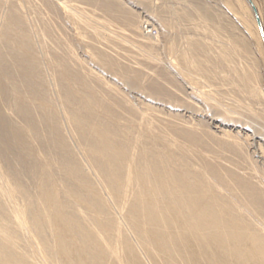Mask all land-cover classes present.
<instances>
[{"label": "bare ground", "instance_id": "1", "mask_svg": "<svg viewBox=\"0 0 264 264\" xmlns=\"http://www.w3.org/2000/svg\"><path fill=\"white\" fill-rule=\"evenodd\" d=\"M32 1L39 4L47 13L49 25L43 27L40 25L41 30L35 29L33 27L35 24L32 25L26 19L23 5L12 3L8 10L1 9L4 2L2 3L0 0V27H2L0 32V64L2 65L0 68V154L1 158L2 155H10V152L11 155L13 153L16 156L14 159L18 157L20 167L28 169L27 171L32 172L33 175L37 173L34 179L38 186V191L37 188L35 189L38 192L36 198L37 192L35 195L31 194L30 188L28 189L20 179L21 171H18L17 168L13 170L7 177L8 181L11 176L15 181L12 184L16 183L15 185H17V190H15L20 192L22 197L25 196L27 201L23 206H20V202H18L19 206H16L17 204L11 206L8 203V198L10 202L12 199L7 196L12 194L9 184L7 186L0 183V264H264V229L250 221L242 213V206L234 204L230 197L224 195L217 188L215 181L203 180L202 173L200 175L190 168L178 167L180 166L178 162V166L175 167L174 164L177 160L175 161V156L173 157V154L169 153L173 150L168 152L170 155H166L167 150L166 152L164 150L165 154L158 149L157 139L146 142L147 139L144 140V137H147L144 133L145 130L142 133L137 131L140 134L133 137L136 135L135 133L132 135L131 129L134 126L131 128V125L127 124L129 122L137 123L135 121H138V118L140 119L138 123L143 122L144 120L141 121L143 118L139 116L142 111L138 114V107L136 108L133 103H130L123 92L121 97H110L107 92L116 90L115 86L109 85L110 83L104 87L101 85L102 88L93 86L94 81L90 77L95 75L93 74L94 68H91L93 71L90 70L91 63L89 66L86 65L89 62L88 60L85 63L87 58L82 60L81 57L75 55L78 54V51L75 52L77 49L75 46V48L70 47L72 56H69L71 58L65 56L64 53L68 52L62 51L64 55L60 57V70L58 73L56 71L58 68L53 71L54 81L51 79L52 81L49 83L46 79L48 75L45 78L44 74L46 75V73H44L45 68L41 57L52 53L47 46V38L50 36H54V45L59 40L63 41L62 43L68 42L69 35L73 36L72 40L77 39L80 42L88 43L93 49V56L106 66H114L119 58L114 55L116 52L114 54L108 52L104 47L106 43H103V40L107 42L114 39L113 35L110 36L114 33L109 27L111 19H106L105 24H100L91 15H88L89 21L85 17L87 14L80 15L76 12L71 4L72 0H58L60 1L58 4L55 0ZM239 2L245 9L253 10V24L257 29L259 40L264 44L252 5L249 0H239ZM252 2L262 22L260 9L254 0ZM102 4L104 5V2ZM109 12L118 13L119 9L109 8ZM128 13V25L132 27L137 25L138 14L136 13V16L132 11ZM205 17L204 14L199 13L193 19L201 21ZM69 20L72 26L76 25L73 27L76 31L75 34L72 32L73 35L70 31ZM262 25L264 27L263 22ZM220 30H222L221 27L217 26V28H211L210 32L216 36ZM220 36L222 35L220 34ZM195 39L194 41L189 38L186 48L184 46V48L176 49L179 51L176 59L179 60L181 69H192L194 63L199 61L194 52L201 39ZM227 39L234 42V45L240 46V43L232 40L234 38L230 35L227 36ZM230 42L219 48L217 57L220 61L218 63L208 54L206 56L201 54L203 61L205 63L209 61V64L212 62L213 65L210 68L212 74L215 73L216 68L220 69V67L223 69L221 68L219 72H221L220 74L224 73L225 79L229 80V75L232 74L231 80L238 86L240 84L243 86L247 82L255 83L252 80L256 77V69L249 64L242 68L236 65V58L232 54ZM4 44L6 47L2 48ZM65 46L67 47L68 44ZM65 46L64 48H66ZM208 47L207 53L210 52ZM53 51L55 53L53 56L56 57L58 49ZM53 58L51 59L54 61ZM155 58L153 60H156ZM47 61L50 60L47 59ZM72 61L74 64H71ZM159 64L161 63L159 62ZM52 66L54 65L51 64ZM51 67L49 66V69ZM50 72L48 74L52 73ZM98 76L95 75L96 81L101 83L104 78L101 80ZM142 79L144 80V78ZM5 80L11 83L10 87L5 85L3 82ZM71 80L77 83L76 89L68 88V81ZM132 80L135 81V79ZM129 81H125V84L129 85ZM137 82L139 81L137 80ZM137 82L135 85L138 86ZM47 83L58 88L55 91L57 94H54L55 98H53V94L50 96L48 88L50 86H47ZM129 86L131 87V85ZM154 86L153 82L152 87ZM249 91L253 95L264 97V79L258 87L255 84L251 85ZM80 93L81 96H79ZM210 96L207 97L211 98ZM76 99L83 105L75 108L73 104ZM114 105L124 107L119 113L115 111ZM95 106L101 107L103 113L100 109V114L95 112ZM7 108H10L14 112L13 114L20 118V122L9 117V113L12 112L7 113ZM36 109L41 112L40 119L36 117ZM64 116L71 121L77 131L80 138L77 141H81L83 144L81 147L84 146L90 164L97 173V178H92L81 167L77 162L80 160H75L72 146H69L71 143H67L68 140L65 139L67 136L64 137L62 133L63 125L61 126L60 123L63 124L61 122L63 120L60 118ZM124 116H127L129 121L128 123L125 121L126 125L124 122L122 123ZM145 120L148 121V119ZM39 121L44 127L42 133L38 126ZM144 124L147 123H142V125ZM139 125L136 124L138 127ZM65 126L67 128L68 125ZM148 126L153 127L152 125ZM191 128H188L189 136L187 137L190 138L186 137L189 139L188 141L204 144L201 135L198 136L194 132L197 128L194 130ZM135 129L134 132L137 130ZM183 129L186 131V127ZM156 135L152 136L156 138ZM162 135L166 136V134ZM29 136H32L34 141H38L39 145L44 147V152L51 151L55 157L53 155L51 160L45 161L37 156V153L36 156L39 159H36V156H34L35 159L31 158L29 154L35 150L31 151L33 146L30 142L32 139L27 138ZM131 137L133 140L129 144ZM161 140L158 141L162 143ZM78 144L80 142H77V146H79ZM12 146L18 150H13L15 147L12 148ZM169 146L172 147V144ZM43 147H41L42 150ZM50 153L47 155H51ZM77 155L76 153V157ZM40 159L46 163L44 162L43 165V161ZM55 164L56 166H54ZM214 165H208L209 167L204 169L208 171L204 172L205 175L209 173L218 182L226 180L219 171L218 165L217 167ZM12 166L11 164L13 169L16 167ZM49 167H58L56 170L59 169L63 176H55ZM8 172L10 171H6V173ZM2 174L0 173V175ZM243 180L238 181L240 189L244 193L243 200L259 215H264L263 193L253 184L254 182H250V179L249 181ZM12 196L14 197V195ZM21 234L30 247L36 246L40 258L31 257L30 250L24 248V251L21 250L22 246L19 240Z\"/></svg>", "mask_w": 264, "mask_h": 264}, {"label": "rangeland", "instance_id": "2", "mask_svg": "<svg viewBox=\"0 0 264 264\" xmlns=\"http://www.w3.org/2000/svg\"><path fill=\"white\" fill-rule=\"evenodd\" d=\"M1 1L2 3L4 2L3 5L4 7L1 6V9L4 8L8 10V8L12 3H19L23 5L24 6L23 13H25V17L27 16L26 19L29 20V22H31L32 25L35 24L33 25L35 29L41 30L43 26L49 25L47 23L48 17L46 11L43 10V8L39 6V4L34 3L32 0H4V1L1 0ZM55 1L56 4L60 3V1L58 0ZM102 1L104 2V5L102 4L103 3ZM229 1H231L232 3ZM254 1L256 2V4L260 9V15L262 18V22L264 24V0H254ZM7 2H9L10 4L9 3L7 4ZM105 2L108 4L107 6ZM119 2L121 3L118 4ZM228 2L230 3V5L231 4L233 5V6L231 5L232 8H230L231 6L228 5L229 4ZM71 4L76 9V12L78 14L80 15L87 14L85 15L87 20H89L87 17L88 15H91L100 24H105L106 19L109 20L111 19L110 20L111 26L109 25V27L114 33L111 34L110 36L113 35L112 37L114 39L109 40L107 42L103 40V43H106L104 46L106 50L112 54L116 52L114 55L117 56L119 59L114 64V66L109 67L103 64L102 62H100V60H98L97 57L92 55L93 49L91 45H89L88 43L80 42V40H77L76 38H74L76 40H72L73 36L69 35V38L67 40L68 42L62 43L63 41L59 40L57 42L60 45L57 42H55L56 45L55 46L53 40L54 36H50L47 38V46L49 47L48 50H50V52L52 53L47 54L48 56L45 55V57H41L43 61L42 63H44L43 65L45 68L44 73H46V75L44 74V76L46 78L48 75V78H46L48 82L50 83V81H52L51 79L53 78L55 79L53 71H55V69L58 68L56 70L58 73L60 70V66H59L61 63L60 57L64 54L68 58L72 56L70 55L72 54V52H70V47L75 46L77 49H79V50L75 49V52L78 51V54L75 55L77 57H81L80 59L82 60H85L87 58V60H85V63L86 61L88 62L89 60V62L86 63V65L89 66L90 63L91 65H93V66L91 65L89 66L90 70L94 68L93 69L94 71L92 70L93 74L99 75L98 77H100V79L104 78L103 79L104 81L101 79L102 80L101 81L102 84H101L100 82H98V80L96 81L95 75L92 74L93 76L91 77L89 76L90 79L94 81L92 84L93 86L100 87L102 85L104 87L110 83L109 85L113 87L115 86L114 88H116V90H109V92H107V94H109L110 97L111 96L121 97L125 93L126 99L130 101V103H133L136 108L137 107L139 108V109L137 108L138 114L141 113L142 111V113L139 116L140 118L141 117L143 118L141 121L144 120L147 124L142 125V123H145L144 121L138 123L140 120L139 118L137 119L138 121H135L137 123L135 122H134L135 124L132 123L133 125L128 121L127 116H124V118L122 119V123L124 122L125 125L129 122V124L127 125H131V128H133L134 126V128L131 129L132 135L135 134L136 135L133 137L138 136L140 133H142L145 130L146 132L144 131V133L149 138L144 137V140L146 141L147 139L146 142H151L152 140L157 139L156 140L157 144H159L158 149L161 152H164V150L166 152L167 150V154L164 152L166 155L173 154V157L175 156L174 157L175 161L177 160L174 164L175 167L180 165L178 167L182 166V168L183 167L184 168L186 167L187 169L190 168L192 171L200 173V175L202 173L203 174L202 177L200 175L199 176L203 180L215 181L217 183V188H219L221 192L224 193V195L230 197L234 204L236 205L239 204L242 206V213L245 214L246 217L250 219V221H252L253 223H255V225H258L264 229V215L263 214L262 216L259 215L256 211H254L250 206H248L245 203V201L243 200L244 193L241 191L240 185L238 183L239 180L240 181L243 180L244 177L246 176L243 181H249L250 179V182L252 183L254 182L253 184L256 187H258L264 195V97L260 95L258 96L257 94L253 95L249 93L250 92L249 87L251 85L255 84V86L258 87L259 84H261L264 79V44L261 42V40H259L257 29H255L256 27L253 24L254 23L253 10L249 11L250 9H245L244 7H242L240 5L239 0H123V2L122 0H105V1L104 0H72ZM121 6L123 9L121 8ZM115 7L119 9L118 13L109 12V8H115ZM127 11L128 12L132 11L135 14L136 13L138 14V16L136 14L137 25H134L133 27L131 25H128L129 13ZM199 13L204 14L206 17L201 21L199 20L194 21L193 18H196V16ZM91 21L93 22V20ZM68 23L69 25H71V30H70L71 34L72 32L75 34L76 31L73 27H75L76 25L72 26L70 20ZM197 25H199V27H197ZM135 26L138 27L136 28ZM217 26H220L222 30H220V32L217 33L216 36L215 35L213 36L212 33L210 32V29L217 28ZM1 29L2 27H0V32ZM220 34L222 36H220ZM228 35L233 37L234 39L232 40H234L235 42H239L240 46L234 45V42H230L227 39ZM189 38L194 39V41L196 40L195 38L201 40L198 42L196 47L197 49L194 52L195 56H197V59L199 61L198 62L196 61L194 63L192 69L186 68L187 69L186 70V69H181L180 62L179 60L176 59L179 52L176 49L184 48V46L186 48L188 46L187 43L189 41ZM229 42L232 44V50L235 51V52L232 51V54L234 58H236V65H238L239 68H242L243 66H248L249 64L256 69L255 70L256 77L255 79L252 80V82L254 81L255 83L247 82L245 84L246 86L245 85L242 86V84L238 86L236 83L232 82L231 80L233 78L232 74L229 75L230 78L229 80H227L228 78L225 79L223 75L224 73L222 72V74H220L221 72H219V70L221 71L222 67H220V69L216 68L215 73L212 74V72L210 71V68H212L211 66L213 65L212 62L211 64H209L210 63L209 61H207L206 63L203 61V55L206 56L208 54V56H212L211 58L218 63V61H220L217 57L218 55L217 53L220 50L219 48L223 47L225 44H228ZM57 44L59 47L57 46ZM65 44L66 45L68 44V46L66 47ZM3 46L6 47L5 44L2 45V48H4ZM64 46L66 48H64ZM50 47L53 49H51ZM151 47L152 49H150ZM207 47L209 48L208 51L210 50V52L208 53H207ZM67 48L69 49L67 50ZM200 49H202V51H200ZM53 50L57 51L55 55L56 57L53 56V54H55L53 53L54 52ZM62 51L68 52L69 54L68 53L63 54ZM60 53L62 54L60 55ZM51 54L52 56H50ZM50 57L51 58L54 57L53 58L54 61ZM154 58L156 60H153ZM47 59H49L50 61H47ZM56 61L59 63L57 64ZM159 62L161 64H159ZM51 64L54 66L51 67ZM71 64H74V61H72ZM49 66L51 67L50 69ZM1 67L2 65L0 64V68ZM131 68L133 69L135 68V69L133 70ZM130 69L131 71H128ZM224 69H226V67H224ZM50 70L52 73L50 72ZM49 72L53 75L48 74ZM207 73L209 76L207 75ZM140 74L141 75L143 74L144 77L143 76L139 77ZM142 78H144V80ZM132 79H135V81ZM106 80H107V84H106ZM127 80L128 81L130 80L129 85H131V87L125 84L126 83L125 81ZM137 80L139 82H137ZM16 81L18 82V80ZM3 82L5 83V85H8L9 87L11 86L10 85L11 83L8 82L7 80ZM136 82L139 83L138 84L139 87L135 85ZM153 82L155 85L154 87H152ZM49 83H47V86H50L48 87L50 89L49 94L50 96H52L53 94V98H55L54 94L55 91L58 90V88L56 86L53 87L54 85L51 84L48 85ZM68 84H69L68 88L70 89L71 88L76 89L78 87L77 83H75L72 80L68 81ZM157 87L161 89L155 90L154 88ZM164 88H166L167 90L166 89L164 90ZM162 89L164 92L162 91ZM79 96H81V93L79 94ZM207 96H210L211 98H208ZM76 100H75L76 102L74 101L73 104L75 108H78L79 106L83 105L78 99ZM78 101L80 102V104L78 103ZM122 107L124 106L114 105L115 111H118L119 113L122 111ZM7 109H8L7 113L12 112L9 113L10 115L8 114L9 117L11 119L14 118L13 120L17 122H20V118H18L16 114H13L14 112L11 111L10 108ZM99 109L101 113H103L101 107L99 106L94 107V110L97 113L100 112ZM35 113H36V117L40 119L41 112L39 111V109H36ZM142 114L143 116H141ZM14 116L16 117V119ZM60 119L63 120V121L60 120L61 122H63V124L60 123L61 126L63 125V127H61V129H63L62 130L63 136L65 137L66 135L67 137H65V139L68 140L67 143L68 142L71 143L68 144L69 146L71 145L73 147V148L71 147V149H73L72 153L75 160L81 161V162L80 161L77 162H79L81 167H83V169L87 171L92 178L94 177L97 178V173L90 164V160L88 159L89 157L85 152L84 146L81 147L83 144L81 143V141H77L80 138L78 136L77 131H75L73 124L71 123V121L67 120L65 116L61 117ZM145 119H148V121ZM69 122L70 124H68ZM136 124L137 125L140 124L139 127L136 126ZM187 124L189 127L187 126ZM65 125L69 126V127L67 126L69 130L66 128ZM148 125H152L153 126L152 128L154 130L151 128V126ZM38 126L42 133L44 127L42 126V123L40 121ZM135 127H137L136 128L137 130L135 129ZM143 127H145V129H143ZM185 127H186V131L185 129H183ZM187 127L188 128L192 127L191 130H194L195 128L198 129V130L195 129L194 132L198 136L201 135V137L204 139L205 146L201 142H198L197 144V143H191L190 142L191 140L188 141L190 138L187 137L189 136L187 134L188 133ZM134 129L136 130L135 132ZM137 131H139L140 133H138ZM152 131L154 132L152 133ZM44 132L45 130L43 131V133ZM45 134L46 132L44 133V135ZM162 134H166V136ZM152 135H156V138L155 136ZM31 137L32 136H29L27 138L32 139ZM133 137H131L132 139L129 140V144L131 143L130 141L133 140ZM186 137L189 139H187ZM228 137L229 138L231 137L232 140L228 139ZM220 139L223 141L221 142ZM158 140L159 141L161 140L162 143L159 142ZM30 142H32L31 144L33 146V148H31V151L35 150L34 152H30L29 156L31 158L35 159L37 156H39L41 157V159L47 161V160H51L53 155L55 157V154L52 153L51 151L44 152L45 150L44 147L42 145H39L38 141L36 140L34 141V139H32ZM35 142H37L36 143L37 146ZM77 142L78 143L80 142L81 145L78 144L79 146H77ZM171 144L172 147L169 146ZM13 147L15 146H12V148ZM41 147H43V150ZM166 147L167 149H165ZM16 149L18 150V148L16 147L15 149L13 148V150ZM171 150L173 151L175 150L174 151L175 154L173 151L169 152ZM168 152L170 154H168ZM37 153L40 155H38ZM49 153L51 155H47ZM76 153L78 154L77 157H76ZM6 154L7 153L5 152V155ZM6 156L2 155L1 158V154H0V163H1L0 173L1 174L3 173L2 175H4V176L0 175V183L5 184L7 186L9 184V188H10L9 190L10 193L12 194L11 195L8 194L7 196L10 197V199L12 200L14 198V200L13 201L11 200V202L9 201L8 198L9 205L15 206L17 204L16 206H19L18 202H20L21 203V204L19 203L20 206L21 205L23 206L26 204L27 201L26 197L25 196L22 197V194L16 191L17 185H15L16 183L12 184V182H15L12 179V177L10 176L11 181L10 180L8 181L7 177L13 170L17 168V170L21 171L22 173L20 174V179L23 180L24 185L28 189L30 188L29 190L31 194L35 195V193L38 191L37 188L38 186L36 185L37 181L36 179H34L35 178L34 176L37 175V173H34L35 175H33L32 172L27 171L28 169H25L24 167H20L21 164L20 161L17 159L18 157L14 159V157L16 156L13 153L11 155L10 152V155H6ZM46 157H49L50 159ZM7 158L8 160L6 161ZM36 159L39 158L37 157ZM45 161L42 162L43 165L46 163ZM11 164L14 167L15 166L16 167L14 169L11 168ZM206 164H208L209 166L211 164L212 165L215 164L214 166L216 167L218 165L220 169L219 171L225 176L226 180L222 182L220 181L218 182L215 179V177L210 175L209 173L205 175L204 172H206L207 170L204 169H206V167L208 166V165L206 166ZM54 166H56V164ZM53 167H49L50 170L53 172V174L55 176L59 175L58 177H62L63 175L62 173H60V170L59 169H57L58 171L56 170V168L58 167L55 168ZM6 171H10V172L6 173ZM238 173L242 175H239ZM2 178L4 179L2 180ZM236 182L238 183L239 186L237 185ZM10 184L12 187L10 186ZM36 188L37 191L35 190ZM16 194L17 195L21 194V195L17 196ZM12 195H14V197ZM34 195L32 196L35 198ZM36 195L37 198L38 192L36 193ZM15 198L17 199L16 201ZM23 238L24 237H22L21 234V238L19 239L20 244L22 246L21 250L23 251L24 249L30 250V253L32 255L31 257L40 258V254L36 246L33 245L32 247H30L27 244L25 238L24 239Z\"/></svg>", "mask_w": 264, "mask_h": 264}, {"label": "water", "instance_id": "3", "mask_svg": "<svg viewBox=\"0 0 264 264\" xmlns=\"http://www.w3.org/2000/svg\"><path fill=\"white\" fill-rule=\"evenodd\" d=\"M249 2H250V4L252 5V7H253V9L255 11V14H256V17H257V21H258V24H259V28H260V31H261V34H262L263 40H264V27L262 25L260 16L258 15L257 9H256L255 5L253 4L252 0H249Z\"/></svg>", "mask_w": 264, "mask_h": 264}]
</instances>
